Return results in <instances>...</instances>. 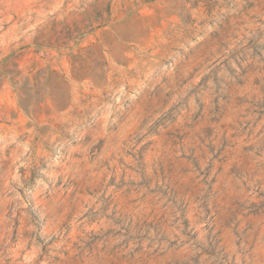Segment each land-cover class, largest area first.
<instances>
[{
	"label": "rangeland",
	"instance_id": "1",
	"mask_svg": "<svg viewBox=\"0 0 264 264\" xmlns=\"http://www.w3.org/2000/svg\"><path fill=\"white\" fill-rule=\"evenodd\" d=\"M0 264H264V0H0Z\"/></svg>",
	"mask_w": 264,
	"mask_h": 264
}]
</instances>
